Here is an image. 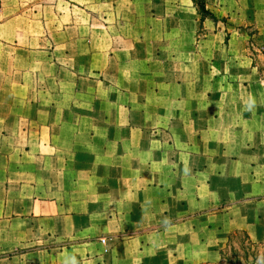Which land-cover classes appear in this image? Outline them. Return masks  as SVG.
I'll list each match as a JSON object with an SVG mask.
<instances>
[{
  "label": "crops",
  "instance_id": "crops-1",
  "mask_svg": "<svg viewBox=\"0 0 264 264\" xmlns=\"http://www.w3.org/2000/svg\"><path fill=\"white\" fill-rule=\"evenodd\" d=\"M1 1L0 264L264 241V0Z\"/></svg>",
  "mask_w": 264,
  "mask_h": 264
},
{
  "label": "trees",
  "instance_id": "trees-1",
  "mask_svg": "<svg viewBox=\"0 0 264 264\" xmlns=\"http://www.w3.org/2000/svg\"><path fill=\"white\" fill-rule=\"evenodd\" d=\"M200 15L201 28L207 18L217 21L218 18L208 8L207 0H193ZM201 29L199 30V33ZM258 33V31H257ZM252 37V34L249 33ZM264 241L255 242L244 230H235L229 234L227 244L219 250L217 262L201 264H264Z\"/></svg>",
  "mask_w": 264,
  "mask_h": 264
},
{
  "label": "rangeland",
  "instance_id": "rangeland-1",
  "mask_svg": "<svg viewBox=\"0 0 264 264\" xmlns=\"http://www.w3.org/2000/svg\"><path fill=\"white\" fill-rule=\"evenodd\" d=\"M248 31H249V33L252 34V36L253 35H257V30L255 28H252V27L251 28H248ZM249 46L251 47L252 50H254L255 48H257V49H260L262 52H264V46L262 44L254 43L253 45L250 44ZM261 68L264 70V64L263 63H261Z\"/></svg>",
  "mask_w": 264,
  "mask_h": 264
},
{
  "label": "built area",
  "instance_id": "built-area-1",
  "mask_svg": "<svg viewBox=\"0 0 264 264\" xmlns=\"http://www.w3.org/2000/svg\"><path fill=\"white\" fill-rule=\"evenodd\" d=\"M1 6H2V1L0 0V8H1ZM101 242L106 243V238L105 237L101 238Z\"/></svg>",
  "mask_w": 264,
  "mask_h": 264
}]
</instances>
